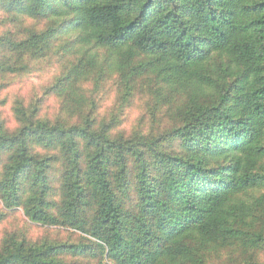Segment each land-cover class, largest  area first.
Masks as SVG:
<instances>
[{
	"label": "trees",
	"instance_id": "obj_1",
	"mask_svg": "<svg viewBox=\"0 0 264 264\" xmlns=\"http://www.w3.org/2000/svg\"><path fill=\"white\" fill-rule=\"evenodd\" d=\"M140 79L155 125L128 131ZM0 207L57 233L3 236L0 264H264V0H0Z\"/></svg>",
	"mask_w": 264,
	"mask_h": 264
},
{
	"label": "rangeland",
	"instance_id": "obj_2",
	"mask_svg": "<svg viewBox=\"0 0 264 264\" xmlns=\"http://www.w3.org/2000/svg\"><path fill=\"white\" fill-rule=\"evenodd\" d=\"M29 25H34L35 21L28 20ZM37 28H42V23L37 24ZM47 57H44V59L39 60L38 62H34V68L31 73H27L24 76L16 78V83L19 84L20 91L22 93H28L30 90L33 92L39 91L42 93L43 90H45L46 83L50 82L51 80H54V78L61 73L63 68L67 66L68 56H64L62 50H59L58 48H55L50 54L47 55ZM115 79H105L102 83L101 87L96 91L95 96L99 99L100 104V111L102 114H107L109 111H113L114 107L116 106L117 96L118 93H125V88H121L120 83L121 80L114 81ZM38 85L39 87H36ZM45 85V86H44ZM134 89H133V100H130L129 106L125 112L124 119L122 120L121 126H123L124 129L130 131L134 127L138 126H145L148 130L153 127L152 122V111L150 109V102L154 98L153 90L148 87V83L144 82L142 79L137 80L134 83ZM43 86V88H42ZM18 87V86H17ZM18 87V88H19ZM36 87V88H35ZM93 88V85L91 86ZM40 94V93H38ZM53 97V96H52ZM183 106V100L176 102L175 105H173V110L179 111V109ZM47 111H56L57 105L54 101L51 103L49 102L47 106ZM162 112H165V108L160 109ZM145 114L146 122L143 124H140L139 122L140 118L143 117ZM158 114V113H157ZM161 118V116H160ZM164 122V121H163ZM161 128L162 126H167L168 123L165 121V123H160ZM1 210V207H0ZM18 233L28 236L31 239H41L45 237L47 234H50V236L55 237L57 233L55 232H47L44 229H41L39 227H30V223L26 221L23 217H12L8 218L6 222L3 224H0V240L3 238V236L9 234V233ZM60 237L63 239H67L68 236H71L70 233H62ZM221 258L219 260H215L213 264H235L232 263V258L227 251H224L221 253ZM258 260L262 263H264V249H261L258 251Z\"/></svg>",
	"mask_w": 264,
	"mask_h": 264
}]
</instances>
